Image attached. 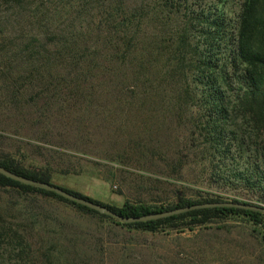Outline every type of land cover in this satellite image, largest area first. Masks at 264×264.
Wrapping results in <instances>:
<instances>
[{
    "label": "rangeland",
    "instance_id": "obj_1",
    "mask_svg": "<svg viewBox=\"0 0 264 264\" xmlns=\"http://www.w3.org/2000/svg\"><path fill=\"white\" fill-rule=\"evenodd\" d=\"M27 1L33 5L21 14L14 4L0 7V38L20 43L39 33L48 48L56 50L58 44L47 39L48 26L29 23L27 16L40 4L49 12L48 22L61 29L68 14L59 7L66 0ZM123 1L134 5L140 0ZM144 1L151 6L155 2ZM219 1L188 3L205 8L204 14L216 6L230 15L240 2ZM174 24L152 21L145 31L150 36L161 30L167 34ZM199 28L192 30V41L210 52ZM83 41L65 43L78 58L66 57L51 75L27 82L22 58L11 59L14 69L7 72L9 63L0 52L5 67L0 69V154L15 157L25 167H48L51 183L89 190L94 200L103 188L99 179L106 184L104 190L121 200L166 205L182 195L264 206V180L247 187L233 174L244 170L247 161L254 162L253 156L247 157L253 150H240L229 133L240 120L229 107L231 119L219 140L211 126L220 112L210 111L206 89L190 70L183 78L191 86L185 93L179 74H164L163 57L138 76V57L112 55L114 41ZM85 46L90 52L93 47L103 51L85 56ZM196 61L193 57L192 66ZM87 67L94 68L88 75ZM256 161L262 169L263 158ZM0 264H264V222L254 225L232 215L193 230L148 232L51 196L0 187Z\"/></svg>",
    "mask_w": 264,
    "mask_h": 264
},
{
    "label": "trees",
    "instance_id": "obj_2",
    "mask_svg": "<svg viewBox=\"0 0 264 264\" xmlns=\"http://www.w3.org/2000/svg\"><path fill=\"white\" fill-rule=\"evenodd\" d=\"M188 1L155 0L151 6L150 2L144 0H140L134 5H125L123 0L114 2L113 0H66L59 7H63L62 10H66L68 14L64 20L66 25L61 29L48 22L47 15L49 12L44 10L40 4L37 6L34 4V9L29 10L28 21L34 25L48 26L45 29L49 32L47 39L52 37L51 43L58 44L56 50L48 48V41H42L39 38L40 34L37 33L30 34V38L25 36L26 39H20V43L16 40H8L9 38H0V42H2L0 52L3 55L4 63H9L7 72H10L11 69L9 68H13L10 66L11 59L22 58L24 65H26L22 70V78H25V82L32 81L37 76L51 75V72L58 68L60 61L66 57L78 58L76 57L77 54L73 53L72 48L70 46L67 48L68 44H65L76 41L78 38H83V42L92 38L96 40L107 38L109 41H114L111 42L113 44L109 49L112 55L120 54L124 58L130 55L138 57L136 63L138 76L149 72L151 64L161 57L164 58L162 63L163 68H165L164 74H179L178 76L183 79L187 78L188 70H190L195 76L193 79L197 82L200 81L206 89L205 98L210 111L220 112L211 126V129H216L217 132L215 133L220 135L219 140L223 138L224 132L222 131L225 129L226 122L231 119L229 107L234 113V119L240 120L237 128L230 130L229 133L232 134V138L238 140L237 147L240 150L246 152L253 150L255 154L249 153L247 157L253 156L254 162L247 161L248 165L244 170L233 174L242 180L243 185L248 187L264 180V167L262 166V169L259 170L256 161L260 156L264 163V0H240L237 8L230 15L219 8L217 9L216 6L211 7L212 9L208 7L207 10L210 12L204 14L205 8L198 10ZM10 4L20 8L21 14L25 7H32L33 2L0 0V7L6 6V9H9L12 8ZM93 5L100 6V8L96 10ZM152 21H160L162 25H166V22L169 21L175 24L167 34L165 30H161L158 36H150L147 35L145 26ZM198 25L200 27L198 33L199 36L203 37V44L211 49L210 52L208 50L209 53L199 50L197 44L192 41V30ZM7 37L10 36L7 35ZM59 44H62L60 51ZM221 45H223V49ZM64 51L65 53H62ZM102 51L93 47L90 52V47L85 46L83 54L91 56L92 53L96 55ZM221 52L223 55L217 57L216 54ZM193 57L197 61L192 66ZM0 69H5L3 64H0ZM93 69V67H87L85 74H90ZM18 72L21 71L18 70ZM3 77L8 76L3 73ZM12 81L13 83L16 82ZM183 83L181 85L185 90L184 92L187 93L191 86L187 80H184ZM19 90L20 88L17 86L15 92ZM227 91L231 95L227 94ZM193 98L195 97L193 96ZM202 129L203 132L207 131L205 128ZM0 166L23 178L48 183H51L52 180L50 168L25 167L9 154H0ZM251 177L255 179L251 181ZM0 187L14 188L23 193H39L51 196L68 202L83 212L94 213L128 228L148 232L193 230L232 215L241 216L254 225L264 222V214L257 211L214 207L190 210L156 220L121 223L110 216L65 199L52 191L24 184L2 174H0ZM63 189L72 194L91 199L79 192ZM261 189H263L264 199V183ZM91 200L110 208L121 216H140L194 203L223 201L207 197L190 199L179 195L172 203L166 205L124 200L120 206H115L94 199ZM232 201L246 203L237 200Z\"/></svg>",
    "mask_w": 264,
    "mask_h": 264
},
{
    "label": "water",
    "instance_id": "obj_3",
    "mask_svg": "<svg viewBox=\"0 0 264 264\" xmlns=\"http://www.w3.org/2000/svg\"><path fill=\"white\" fill-rule=\"evenodd\" d=\"M0 174L6 177H9L11 179L17 180L19 182H22L24 184L38 186L42 189L52 191L62 196L65 199L73 201L77 204L84 205L90 209L97 211L100 214L110 216L121 223H134V222H144V221L156 220V219L166 218V217H170L173 215L185 213L190 210L202 209V208H214V207H232V208L248 209V210L257 211V212L264 214V206L262 205L235 202V201H217V202L194 203L191 205L178 207L175 209L165 210V211L156 212V213H149V214L140 215V216H121L115 213L114 211H112L110 208L100 203H97L85 197L72 194L57 185H54L48 182H42V181H37V180L29 179V178L20 177L4 169L1 166H0Z\"/></svg>",
    "mask_w": 264,
    "mask_h": 264
},
{
    "label": "crops",
    "instance_id": "obj_4",
    "mask_svg": "<svg viewBox=\"0 0 264 264\" xmlns=\"http://www.w3.org/2000/svg\"><path fill=\"white\" fill-rule=\"evenodd\" d=\"M100 184L103 185V188L99 191V192H96V194L94 195V197L97 199V201H100L102 203H105V204H110V205H115V206H120L124 200H121L120 198H118L117 196H115L113 193H111L110 191H106L104 190V186L106 185L105 182L103 180H97ZM70 190H73V189H70ZM73 191H76V192H79L87 197H89V195H93V193H91L89 190H85V189H82L79 191L77 190H73ZM90 198V197H89Z\"/></svg>",
    "mask_w": 264,
    "mask_h": 264
}]
</instances>
